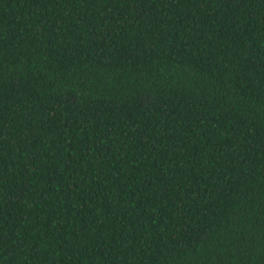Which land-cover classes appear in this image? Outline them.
Here are the masks:
<instances>
[{"label":"trees","instance_id":"16d2710c","mask_svg":"<svg viewBox=\"0 0 264 264\" xmlns=\"http://www.w3.org/2000/svg\"><path fill=\"white\" fill-rule=\"evenodd\" d=\"M0 264H264V0H0Z\"/></svg>","mask_w":264,"mask_h":264}]
</instances>
